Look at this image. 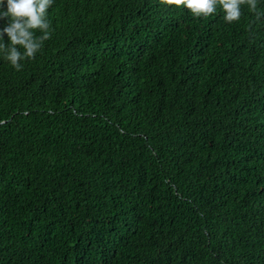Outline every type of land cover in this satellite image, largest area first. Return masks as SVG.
<instances>
[{
  "label": "trees",
  "instance_id": "trees-1",
  "mask_svg": "<svg viewBox=\"0 0 264 264\" xmlns=\"http://www.w3.org/2000/svg\"><path fill=\"white\" fill-rule=\"evenodd\" d=\"M241 11L54 0L0 59V264H264V0Z\"/></svg>",
  "mask_w": 264,
  "mask_h": 264
},
{
  "label": "clouds",
  "instance_id": "clouds-1",
  "mask_svg": "<svg viewBox=\"0 0 264 264\" xmlns=\"http://www.w3.org/2000/svg\"><path fill=\"white\" fill-rule=\"evenodd\" d=\"M54 0H0V19L7 23L0 27V59L16 71L23 62L34 59L51 36L48 10ZM166 5L183 6L194 17H209L217 10L223 12L227 23L239 21L242 5L255 12L257 0H162ZM39 33V35H37Z\"/></svg>",
  "mask_w": 264,
  "mask_h": 264
}]
</instances>
